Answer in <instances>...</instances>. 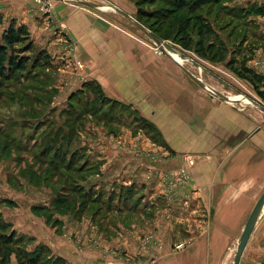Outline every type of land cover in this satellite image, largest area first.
<instances>
[{
  "label": "rangeland",
  "instance_id": "rangeland-1",
  "mask_svg": "<svg viewBox=\"0 0 264 264\" xmlns=\"http://www.w3.org/2000/svg\"><path fill=\"white\" fill-rule=\"evenodd\" d=\"M32 1L30 11L34 14L31 15L54 14L53 0L48 1L47 9L46 2ZM59 1L68 7L72 5L98 13L110 22L114 17L117 22V13L122 15L107 8L112 5L103 0ZM131 1L133 17L160 41L163 48L121 16L122 29L130 27L137 39L156 55L169 58L167 52L171 56L178 55L180 59L173 56L171 59L222 95L248 100L229 103L251 105L255 98L264 106V99L259 95V92L264 93V0H212L201 13L192 14L187 8L166 13L169 20H162L155 14L164 7L163 0ZM138 9L148 15L147 19L138 15ZM188 15L207 18L209 28L204 32L202 49H207L211 43L214 48L204 56L195 46L184 48L178 38L180 35H174L178 23ZM33 24L36 31L28 30L29 37L18 46L30 43L33 48L32 52L22 54L30 56L26 68L15 72L11 80L0 77V224H8L3 234L14 232L15 239L23 240L16 246L9 245L7 255L0 243V261L3 260L0 264H18L14 248L18 245L28 252L43 246L47 251L44 259L59 264L57 259L63 264H73L66 257L69 253L88 254L104 260V264H163L164 259L158 254L164 247L169 252H181V264H221L220 259L209 256L210 249L216 250V245L206 242L214 231L233 235L230 256L225 261V264H232L243 228L221 229L219 220L212 218L215 213L204 211L195 200V204L190 203L186 192L191 182L186 171L194 163L185 165L186 169H172L168 165L167 168L157 167L156 163L166 165L176 154L166 141L167 134L159 130L158 120L142 116L132 104L117 100L125 107L111 111L108 105H102L98 115L77 122L82 129L72 148L78 158L69 165V170L55 169L51 163L53 155L46 151L44 140L51 127L55 129L64 124L71 93L83 89L86 82H93L100 85L106 97H111L99 81L85 79L81 72L84 65L76 52H72V45H57L58 41L68 43L63 26L51 31L49 21L35 19ZM44 31L45 35H41ZM57 35L58 41L49 44L42 41ZM192 38L193 42L198 40L195 33ZM37 57L41 59L40 64L34 68ZM230 62L236 71L228 65ZM244 67L261 78L259 84L246 79L245 74H242L244 78L239 75L238 71ZM89 94H84L82 102ZM96 105L99 107L98 102ZM76 107L73 112L77 111ZM43 152L45 154L41 155ZM81 166L85 171L77 170ZM74 185L95 193L94 198L85 196L84 201H88L85 207L81 206L84 201L70 192ZM160 187L166 192H161ZM97 195L98 202H91ZM250 239L241 264H264L263 209Z\"/></svg>",
  "mask_w": 264,
  "mask_h": 264
},
{
  "label": "crops",
  "instance_id": "crops-1",
  "mask_svg": "<svg viewBox=\"0 0 264 264\" xmlns=\"http://www.w3.org/2000/svg\"><path fill=\"white\" fill-rule=\"evenodd\" d=\"M103 2L134 15L131 0ZM33 4L32 0H0L4 23L15 19L30 32L35 30V19L49 21L51 31L63 26L68 43H59L58 35L42 41L49 44L56 40L61 47L72 45V52L84 65L81 72L86 80L99 81L109 97L132 104L142 116L156 118L159 130L167 134L166 141L176 154L166 165L156 163L157 167L186 169L191 158L194 164L186 171L191 182L186 192L190 203L195 204V200L204 211L215 213L212 218L219 220L221 229L243 228L264 190V112L254 103L231 104L208 97L174 60L156 55L130 27L123 25L122 29L120 17L124 15L117 13V22L115 17L110 22L98 13L68 7L59 0H53V15H31ZM235 97L230 96L232 100L248 101ZM252 100L260 104L255 98ZM163 191L166 189L161 188ZM230 235L214 231L207 237L206 242L216 245V250L210 249V259H220L225 264L233 242ZM164 250L158 254L164 259L163 264H181V252H169L165 247ZM66 257L73 264H104V260L88 254L69 253Z\"/></svg>",
  "mask_w": 264,
  "mask_h": 264
},
{
  "label": "trees",
  "instance_id": "trees-1",
  "mask_svg": "<svg viewBox=\"0 0 264 264\" xmlns=\"http://www.w3.org/2000/svg\"><path fill=\"white\" fill-rule=\"evenodd\" d=\"M163 3L164 7L155 11V14L160 15L162 20H169L170 17L169 15H165L166 13L171 14L173 11H179L183 8H187V10L192 14L195 12L201 13L203 7L210 5L212 3V0H163ZM138 15L146 19L148 16L144 14V12L140 9H138ZM202 16L203 15H188V17L183 20L182 23H178V28L176 29L174 35H180L178 38L184 48L190 49L192 46H195L197 48V52L204 56L206 53H208L209 50L214 48V44H208L207 49H202V38L204 32L207 33V31L205 30L209 28L207 18L204 17L205 15L203 17ZM0 27H2V32H0V77L11 80L15 72L23 71L26 68L25 66L28 61H30L29 55L22 54L28 51L32 52L33 48L30 43H27V45H24L23 47H18L20 43H22L24 40H26L27 37H29V31L25 24L19 23L15 19H11L5 25L3 16L0 13ZM194 33L198 37V40L196 42H193L192 38ZM40 60L41 59H39V57L35 58L33 63L34 68L39 67ZM228 65L232 69H234V71L237 70L236 67H233L231 62ZM238 72L241 77H243L242 74H245L246 79L251 82L259 84V82L261 81V78L252 73L248 68L244 67ZM91 84H93L94 86H90ZM87 92H90V94L87 95L86 99H84L85 102H82V97ZM259 95L264 99L263 92H259ZM75 99H77L76 102H74ZM96 101L99 103V107H97ZM102 105H108L109 110L111 111H114L116 107H125L119 101L106 97L103 94L100 85L93 82H86L83 85V89L71 93L69 97L68 110L65 112L67 113V117L64 121V126L60 125L55 129L54 127H51L47 139L44 140L46 143V151L49 152V154L52 153L53 155L51 163L54 165L55 169L69 170L70 166L73 165V163L77 160L78 154L72 148L75 143L74 141L76 135L82 129L77 126V122L83 121V119L88 116L98 115L99 108L100 110L103 109V107L101 108ZM75 107L77 108V111L73 112ZM66 125L67 129L65 128ZM45 152H43L41 155L45 154ZM77 170L85 171V169H82V166ZM87 170H90V168ZM70 192L77 195L83 201L84 199H86V197L94 198L95 194L93 191H91V189L90 191H86V193L82 187H77V185H74L72 188H70ZM98 194L100 195V193ZM99 195H97V199H91L90 201L98 202ZM109 201H111V199ZM87 202V200L82 202L81 204L83 205L81 206L85 207V204ZM1 224L0 243L3 246L2 249L6 250L7 255L9 245H13L14 243V246H16L18 243H22L23 240L21 238L15 239L14 232H11L10 235L3 234L2 231L7 228L8 224H6L5 222ZM18 246L19 247L17 248L14 247L19 258L18 264H59L56 261L49 263L47 259H44V255L47 251L45 252L46 248L43 246L38 247L33 252H28L25 249L21 248L20 245ZM57 260H59L60 264H63L62 260ZM1 262L3 263V260H1L0 263Z\"/></svg>",
  "mask_w": 264,
  "mask_h": 264
},
{
  "label": "water",
  "instance_id": "water-1",
  "mask_svg": "<svg viewBox=\"0 0 264 264\" xmlns=\"http://www.w3.org/2000/svg\"><path fill=\"white\" fill-rule=\"evenodd\" d=\"M88 6H92V7H96V5L89 3V2H82ZM112 9L118 11L119 13H121L122 15H124L126 18H128L132 23H134V25H136L141 31H143L148 37H150V39L160 48L162 47L160 41L151 33H149L143 25H141L135 18L121 12L119 9H117L116 7L112 6ZM163 48V47H162ZM167 54L174 59L170 53L167 52ZM178 65L183 69V71L193 80L195 81L198 85H200L203 89H205L206 91L209 92V94L221 101H225V102H232L235 101L234 99L232 100L231 98H228L224 95H222L221 93L217 92L214 88L210 87L209 85H207L202 79H200L199 77L194 76L192 73H190L181 63H178ZM238 101V100H237ZM236 102V101H235ZM252 102L254 104H256L261 111L264 112V106H262L261 104L256 103L255 101L252 100ZM264 207V190L263 192L260 194L259 198L257 199L255 205L253 206L250 214L248 215V218L244 224L243 230L241 232L240 238L238 240V243L236 245V249L233 255V261L232 264H240L241 263V259L244 253V250L248 244V241L251 237V234L254 230V227L256 225V222L261 214V211Z\"/></svg>",
  "mask_w": 264,
  "mask_h": 264
},
{
  "label": "built area",
  "instance_id": "built-area-1",
  "mask_svg": "<svg viewBox=\"0 0 264 264\" xmlns=\"http://www.w3.org/2000/svg\"><path fill=\"white\" fill-rule=\"evenodd\" d=\"M37 1H38V2H41V3H42V2H46V4H45L46 9H47V6H49V5H48V1H49V0H37ZM188 163H192L191 158H188Z\"/></svg>",
  "mask_w": 264,
  "mask_h": 264
},
{
  "label": "bare ground",
  "instance_id": "bare-ground-1",
  "mask_svg": "<svg viewBox=\"0 0 264 264\" xmlns=\"http://www.w3.org/2000/svg\"><path fill=\"white\" fill-rule=\"evenodd\" d=\"M104 7V6H103ZM172 56L174 57V58H176V59H180V57L178 56V55H176V54H172Z\"/></svg>",
  "mask_w": 264,
  "mask_h": 264
}]
</instances>
